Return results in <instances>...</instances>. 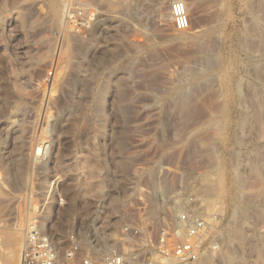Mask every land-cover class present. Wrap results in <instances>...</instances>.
I'll use <instances>...</instances> for the list:
<instances>
[{
  "label": "rangeland",
  "instance_id": "obj_1",
  "mask_svg": "<svg viewBox=\"0 0 264 264\" xmlns=\"http://www.w3.org/2000/svg\"><path fill=\"white\" fill-rule=\"evenodd\" d=\"M70 1L94 15L82 35L65 27ZM173 1L188 6L187 31L173 28ZM251 2L0 0V264H18L25 227L39 214L56 244L70 232L115 235L137 223L143 204L151 219L163 217L162 205L172 207L173 193H185L190 173L211 170L215 153L209 144L219 137L218 127L228 141L225 149L216 145L228 197L214 202L211 211L221 225L211 264H227L235 213L246 217L251 243L264 248V217H254L264 211L258 181L250 177L246 184L250 204L230 200L227 192L234 171L264 173V161H257L258 152L264 160V142L248 126L252 105L264 97L258 31L244 32ZM209 28L219 29L220 36L201 60L194 42ZM239 38L250 46L241 48ZM179 99L188 100V108H176ZM164 181L168 189L159 190ZM112 202L118 210H111ZM154 235L151 231L150 238ZM244 249V258L253 261L249 246Z\"/></svg>",
  "mask_w": 264,
  "mask_h": 264
},
{
  "label": "built area",
  "instance_id": "obj_2",
  "mask_svg": "<svg viewBox=\"0 0 264 264\" xmlns=\"http://www.w3.org/2000/svg\"><path fill=\"white\" fill-rule=\"evenodd\" d=\"M93 16L71 1L64 7L65 27L73 35L87 32ZM169 16L176 31L188 30L189 19L181 1L170 3ZM164 217L151 219L143 204L137 223L123 225L115 235L70 232L63 243L56 244L45 234L39 214L25 227L18 264H199L219 250L221 225L216 212L186 211L171 219ZM151 231L155 232L153 239Z\"/></svg>",
  "mask_w": 264,
  "mask_h": 264
},
{
  "label": "bare ground",
  "instance_id": "obj_3",
  "mask_svg": "<svg viewBox=\"0 0 264 264\" xmlns=\"http://www.w3.org/2000/svg\"><path fill=\"white\" fill-rule=\"evenodd\" d=\"M137 1L139 3H140V1L142 2V0H137ZM182 3L184 4L185 9L188 10L187 4L184 3L183 1H182ZM245 11H244L245 14H249L251 16V21L249 20L250 21L249 24H246L245 21H244L243 24L249 25L248 27H246V30L244 29L245 30L244 32L245 33H248V34H255L258 31V39H259L258 40V52H261V53L263 52V54H264V32H262L260 30V25H261L260 22H262L264 24V0H258V2H255V0H254V2H251V4H249V5L246 6ZM138 17H140V16H138ZM219 31H220L219 29H210V30H207L204 33L202 31L203 35H202L201 39L200 40H196L194 42V43H196L194 45L196 47V55L201 56V60H202V57L205 59L207 57V55H209V53L213 52V48H214L213 45L214 44L212 43L211 40L212 39H215V38H213L215 36H220ZM239 40L240 41L238 42V44L240 45L241 48H246V47L248 48L250 46L249 44H247V42L245 40H243L241 38H239ZM256 50H257V46H256ZM216 59H218V57ZM218 61L219 60H217V62ZM201 70L203 71V69H200V71ZM195 73H197V72H195ZM263 75H264V73H263ZM198 76H197V78H198ZM202 77H204V75H202ZM197 78H195V79H197ZM222 80L224 81V83L225 82L228 83V76L227 75H224L223 78H222ZM181 86H183V85H181ZM236 91H237V94L240 92V90H238V88H237ZM234 94H235V92H234ZM116 96L118 98V109H119V111H122L123 110V105H122V102H123V93H122V90L120 88L117 89ZM175 98L178 99L177 97H175ZM240 98H242V97H240ZM240 98L239 97L237 98L238 99L237 100V106H239V105L241 106L242 105ZM260 98H261V96H260ZM187 101L184 100V99H179V100L176 101L177 102V107L176 106L175 107L176 108H179V109H183L185 107L188 108L187 105L189 103ZM247 108H249V107H247ZM230 110H231L230 113L233 114L238 109H236V107H234V109H230ZM178 112H180V111H178ZM248 112H249V110H248ZM251 113H252V115H251L252 121L251 122L249 121L248 126L250 128H254L255 127L256 129H258V138L264 142V97L262 98V100L260 99V101L258 100V102L256 104L252 105V111H251ZM243 116H245V115H243L241 113L240 114V117H239V120H240V123L239 124H241L242 126L244 124H247V122H248L247 119L244 118ZM243 127H245V126H243ZM248 130H249V128H248ZM217 131H218V133H217ZM217 131H216V133L219 134V135H217L219 137L215 139V141H214V143H212V145H210L211 143L209 144V146L212 149L211 151H213L215 153L213 155V157H212V161H211V159H207L208 161L209 160L211 161V166H212L211 170L204 171L202 173L201 172L200 173L197 172L198 174H194V173H190L189 174L188 178H186V184L184 186V188L186 190L185 193H179V192L178 193L177 192L173 193V195L170 198V202L171 203L169 202L170 204H172L171 205L172 207H169L168 204H166V203L164 205H162L163 206L162 207V210L164 211V214L166 216V217H164V220L171 219L172 218V215L170 214L171 212H173V214L177 215V214H180L182 212L192 211L194 213L197 212L199 214H203L204 213V214L208 215V214L211 213V211L215 207V206H213L214 202L219 201V198L224 197L226 195V189H225V186H224V173L222 172L223 169L222 170L220 169V163L221 162H220V158L218 157L219 154L216 155V153H218L217 152V149H216V145L218 144L220 146H223L222 148L225 149L227 147V144H228L227 142L228 141H227V139H225V138H223L221 136V131H222L221 130V127L220 128L218 127L217 128ZM232 136H233V139H234L235 136L234 135H232ZM233 144L234 145H237L238 144V141L236 139H234L233 140ZM201 145L203 147H207L208 146V143L202 142ZM36 154H37V156L42 155L43 154V150L41 148H38L36 150ZM229 154H231V153H229ZM262 155L263 154H261V152H258V158H257L258 160L257 161H259V162L260 161L261 162L264 161L263 158H262ZM35 160H37V158H35ZM192 164H194V163L192 162ZM259 169L256 170V168H255L256 171L254 170V172H251V173L248 172L249 174H247V175L238 174V172H236V171L233 172V175H232L231 179L229 180V182L231 183V190L230 191H227L229 193V199L230 200L235 201V202L238 201V203H242L243 202L244 205L245 204H250L249 199L247 197H244L245 191L247 189V185L246 184H247L248 180L250 179V177L251 178L252 177H255V180L258 181L257 182L258 185H259L258 186V190H257L258 196L259 197H262V196L264 197V173L262 171L263 169H261V171ZM161 183H160V185H158L159 186L158 187L159 190H161L163 188H167L168 189V186L166 187V185H165L166 184V181H164L162 184ZM118 207L119 206H118V204L116 202H112V204H111V210L112 211L118 210ZM238 211L239 210H237V212ZM235 215H236V213L233 214V216H232V220H233L232 221L233 222V230H232L231 234L228 236V242H229V244H228V249H227V252H226L227 264H258V261H262V264H264V248L263 249L262 248L260 249V248H258L259 245H255V243H253V244L251 243V242H253V237L254 236L252 237V235L250 234L251 233L250 232V226L247 225V222L248 221H246V217H243L242 216L243 214H242L241 215L242 216L241 219H238V217H236ZM237 215H239V214H237ZM252 215H253V213H252ZM254 215H255L254 217H256L257 219H258V215L260 217H262V219H263V217H264V211H262V210L261 211H257V212H255ZM247 216H249V215H247ZM247 218L250 219L251 217H247ZM230 224H232V223H230ZM230 242H234L233 245L236 246V250L234 249L235 247L232 248L233 245L229 246L230 245ZM246 245L249 246L250 256L252 258H254L253 261H251V262L249 261L250 263L246 260V258H244V255H242V254H244V253H242V250L243 251L245 250L244 248H245ZM212 255L206 256L204 259L201 260V262L199 264H211V256Z\"/></svg>",
  "mask_w": 264,
  "mask_h": 264
}]
</instances>
